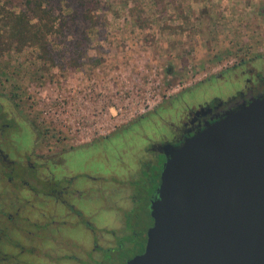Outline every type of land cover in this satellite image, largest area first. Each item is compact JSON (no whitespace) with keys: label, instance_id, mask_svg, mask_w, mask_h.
Instances as JSON below:
<instances>
[{"label":"rangeland","instance_id":"374dc122","mask_svg":"<svg viewBox=\"0 0 264 264\" xmlns=\"http://www.w3.org/2000/svg\"><path fill=\"white\" fill-rule=\"evenodd\" d=\"M19 1L0 0V12L17 10ZM75 2V18H56L67 23L66 40L84 34L79 67H69L66 58L50 65L31 48L0 53V94L13 93L35 138L45 136L47 145L59 130L84 140L112 128L138 145L186 108L229 99L241 70L264 66V0ZM62 35L49 37L56 53ZM147 194L141 190L140 206Z\"/></svg>","mask_w":264,"mask_h":264},{"label":"flooded vegetation","instance_id":"af4514ba","mask_svg":"<svg viewBox=\"0 0 264 264\" xmlns=\"http://www.w3.org/2000/svg\"><path fill=\"white\" fill-rule=\"evenodd\" d=\"M239 75L230 82V101L188 107L138 145L130 137L127 144L116 128L84 140L59 130L47 145L45 136L35 138L13 93L0 94V264H125L141 255L152 226L149 205L156 197L163 147L178 146L226 113L264 97V66ZM144 188L143 207L138 202ZM122 252L129 254L119 259Z\"/></svg>","mask_w":264,"mask_h":264},{"label":"water","instance_id":"95a60500","mask_svg":"<svg viewBox=\"0 0 264 264\" xmlns=\"http://www.w3.org/2000/svg\"><path fill=\"white\" fill-rule=\"evenodd\" d=\"M163 154L144 251L125 264H264V97Z\"/></svg>","mask_w":264,"mask_h":264},{"label":"trees","instance_id":"16d2710c","mask_svg":"<svg viewBox=\"0 0 264 264\" xmlns=\"http://www.w3.org/2000/svg\"><path fill=\"white\" fill-rule=\"evenodd\" d=\"M18 3L19 6H15L17 10L0 12V53L10 48L14 52L31 48L38 51L41 61H47L50 65H55L54 61H57V58L60 60L66 58L64 63L69 67L74 69L79 67L80 59L85 55L84 34L79 35L78 38L66 40V36L62 34L63 24L66 26L67 23L60 24L56 18V15L61 18H75L77 2L75 0H20ZM61 3H64V6ZM74 33L77 35L78 31L74 30ZM54 34L62 35L61 39H57V44L62 47L60 53L53 50V44L49 40V37Z\"/></svg>","mask_w":264,"mask_h":264},{"label":"built area","instance_id":"2783aa9c","mask_svg":"<svg viewBox=\"0 0 264 264\" xmlns=\"http://www.w3.org/2000/svg\"><path fill=\"white\" fill-rule=\"evenodd\" d=\"M105 133V132H104ZM104 133H97V134H104Z\"/></svg>","mask_w":264,"mask_h":264}]
</instances>
